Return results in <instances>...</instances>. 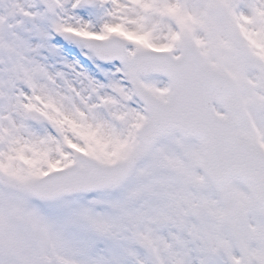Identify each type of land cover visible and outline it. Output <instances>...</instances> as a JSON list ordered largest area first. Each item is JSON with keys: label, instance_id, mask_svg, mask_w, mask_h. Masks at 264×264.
<instances>
[{"label": "snow or ice", "instance_id": "6c2138e0", "mask_svg": "<svg viewBox=\"0 0 264 264\" xmlns=\"http://www.w3.org/2000/svg\"><path fill=\"white\" fill-rule=\"evenodd\" d=\"M0 264H264V0H0Z\"/></svg>", "mask_w": 264, "mask_h": 264}]
</instances>
